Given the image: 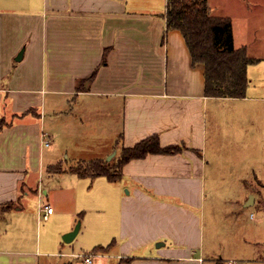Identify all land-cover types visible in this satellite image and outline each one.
Returning <instances> with one entry per match:
<instances>
[{
    "label": "crops",
    "instance_id": "0c3cea01",
    "mask_svg": "<svg viewBox=\"0 0 264 264\" xmlns=\"http://www.w3.org/2000/svg\"><path fill=\"white\" fill-rule=\"evenodd\" d=\"M166 4L0 0V221L16 213L31 225L43 196L55 195L42 245L38 235L35 246L4 242L0 264H217L203 242L208 108L259 97L247 93L250 81L244 97L205 95L203 65L192 63L180 30L166 27ZM152 135L179 150L127 161L116 182L49 169L96 158L85 154L87 139L104 146L94 136L113 138L106 156ZM86 232L91 262L76 256Z\"/></svg>",
    "mask_w": 264,
    "mask_h": 264
},
{
    "label": "rangeland",
    "instance_id": "374dc122",
    "mask_svg": "<svg viewBox=\"0 0 264 264\" xmlns=\"http://www.w3.org/2000/svg\"><path fill=\"white\" fill-rule=\"evenodd\" d=\"M208 2L213 14L231 18L234 45L246 46L248 56L255 59L248 66L250 85L247 93L259 98L219 101L217 104L211 103L208 108V166L202 209L205 256L221 262L231 259L235 264H264V0ZM94 139L104 142V146H97L95 140L87 139L85 147L88 153L85 154L107 159L112 151L103 155L111 149L113 138L94 136ZM98 152L100 154H96ZM116 156L117 153L109 160ZM64 161L68 162L69 159ZM85 162L87 161L78 160L73 165L78 167ZM68 167L62 164L52 165L51 172H61ZM62 178V184L66 183L68 179ZM55 183L58 182L53 179L52 184ZM251 195L255 197V202L247 203ZM54 196V191L50 189L41 201L54 205ZM32 198L35 202V195ZM90 216L91 212L88 215L82 213L85 223L95 221ZM31 217L27 218L31 223L33 221L30 225L23 222L24 217L7 213L5 221H0V236L4 240L0 244L9 243L12 239H24V244L33 243L35 246L38 235L42 245L47 221H38L35 213ZM107 236L104 238L102 235L101 240ZM77 237L79 247L75 248L76 253H91L93 256L95 253L91 251V245L94 239L91 234L80 233ZM48 258L58 260L56 256H41L42 262ZM95 259L94 264H99V259ZM206 263L212 264L208 260Z\"/></svg>",
    "mask_w": 264,
    "mask_h": 264
},
{
    "label": "trees",
    "instance_id": "16d2710c",
    "mask_svg": "<svg viewBox=\"0 0 264 264\" xmlns=\"http://www.w3.org/2000/svg\"><path fill=\"white\" fill-rule=\"evenodd\" d=\"M165 19L168 29L176 28L182 33L192 63L203 65L205 95L245 96L250 81L247 67L255 59L248 56L246 46L234 45L229 16L213 14L208 0H167ZM92 77L93 73L86 80ZM178 150V145L160 147L157 135H152L132 147H120L116 158L111 161L105 157L82 160L87 162L78 167L71 165L68 170L79 177L105 176L109 181L116 182L122 165L127 161L142 158L148 153H173ZM106 247L97 246L94 250H105ZM217 264L223 262L218 260Z\"/></svg>",
    "mask_w": 264,
    "mask_h": 264
},
{
    "label": "built area",
    "instance_id": "2783aa9c",
    "mask_svg": "<svg viewBox=\"0 0 264 264\" xmlns=\"http://www.w3.org/2000/svg\"><path fill=\"white\" fill-rule=\"evenodd\" d=\"M43 143L45 146H47L49 144L48 140H43ZM53 212V207L51 205H49L48 203H41L38 209V213H39V218L41 219H46L49 214H51ZM76 256H81L83 257L85 262H91V257L92 254L91 253H85V254H76ZM226 264H234L233 261L228 260L226 261Z\"/></svg>",
    "mask_w": 264,
    "mask_h": 264
},
{
    "label": "water",
    "instance_id": "95a60500",
    "mask_svg": "<svg viewBox=\"0 0 264 264\" xmlns=\"http://www.w3.org/2000/svg\"><path fill=\"white\" fill-rule=\"evenodd\" d=\"M114 153H115V152H112V154H110V155L107 157V159H109ZM252 199H253V197H252V195H251V196L249 197V200L247 201V203L252 202ZM78 228H79V222L74 226V228H73L71 231L65 233V234L62 236L63 240H64L65 242H69V241L73 238V236L76 234V232L78 231Z\"/></svg>",
    "mask_w": 264,
    "mask_h": 264
}]
</instances>
